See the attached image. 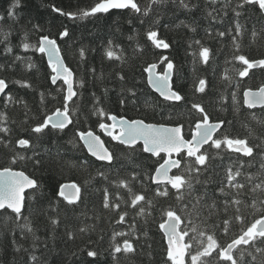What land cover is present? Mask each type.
I'll use <instances>...</instances> for the list:
<instances>
[{
  "label": "trees",
  "instance_id": "16d2710c",
  "mask_svg": "<svg viewBox=\"0 0 264 264\" xmlns=\"http://www.w3.org/2000/svg\"><path fill=\"white\" fill-rule=\"evenodd\" d=\"M97 0H20V5L14 11L17 19L15 21L7 17V9L12 0H0V16L4 17L0 21V40L4 39L2 32H10L8 40L13 46V53L4 52V45L0 44V64L11 62L15 55H20L27 61L29 58L35 64L31 70L25 69V64L16 62L15 69H10L9 81L14 79H27L33 85L30 89H25L19 85L10 83V90L15 98L23 99L30 109V115L38 118L43 117L44 113L40 110L39 92H51L57 95L58 99L53 100L47 97L46 110L50 113L57 107H62L60 101L62 94L55 92L57 87L63 86L62 82L51 85L49 79L50 69L47 67L45 58L40 53L31 50L24 51L19 47L21 39L27 31L29 42L35 43L40 35L49 34L57 39L61 48L62 57L67 66L74 73V79H84L88 82V87L80 89L84 95L76 100L77 105L86 106L91 110L90 94L95 91L98 96L104 97L103 107L113 114L122 115L127 119H144L147 123H163L165 125H183V133L186 139L191 136L190 129L194 126L199 114L191 109V103H200L210 116V119L217 121L224 119L232 121L231 125H226L220 135L227 132L231 136L241 138L248 136V128L253 130V135L249 137L251 143H258L259 138H264V126L251 120L254 113L258 119H264V111L260 109L249 110L243 106L242 92L245 88H256L264 84V69H254L250 71L248 77L241 79L236 76L233 69L240 67L232 61L234 46L231 37L223 39L215 36L217 30L226 31L230 26L232 13L226 10L227 14L221 12L222 20L213 21L207 17V12L212 11L213 7L220 8L224 0H217L216 5H212L209 0H188L190 4L197 5L190 10L179 8L169 3L165 6L164 14L160 16V24L157 28L158 35L170 44L168 49L155 48L147 40L146 30L151 24L153 17L145 18V23L141 25L129 10H111L107 14H97L82 20H72L59 13L53 12V7H58L65 12H77L93 6ZM143 7L147 0H138ZM214 15L216 13H213ZM133 19V24H128L127 20ZM247 20V23L245 21ZM192 25L196 28L195 32L181 25ZM118 22V24H117ZM248 31L239 37L241 44L240 51L248 57L258 59L264 56V34L255 39L251 36V29L255 26L257 32L264 28V18H261L257 11L249 9L245 17L241 19ZM40 25L42 32H36L32 25ZM67 27L72 38L60 40L58 30ZM119 27V31H117ZM205 29H210L213 36H207ZM133 39L129 40L128 37ZM111 38L116 44L120 45L117 54L123 55V60H107L103 57V47L107 40ZM200 40L204 46L209 47L211 60L204 64L199 60V46L193 43ZM139 44V49H137ZM85 46L86 63L79 59L78 49ZM191 45V47H189ZM162 57H168L175 65L172 83L175 90L179 91L184 100L177 103L165 102L152 92L146 83V73L143 68L149 63H157L158 70L163 71L166 64L161 62ZM96 69V75L103 74V81H96L93 85V74L88 71L90 68ZM233 77L231 85L227 87L222 80L225 71ZM125 75L126 79L120 81L116 73ZM3 73H0L2 75ZM205 79L207 87L205 93L196 92L199 79ZM239 83V87L236 84ZM134 87L137 97L129 98L128 103L121 107L117 98L127 93H121V89ZM108 92L105 96L104 89ZM237 92V104L233 106L231 92ZM223 92L225 99L220 100ZM135 100V102H133ZM223 105V107H222ZM26 109L20 104H9L5 107L3 99H0V112L6 113L8 117L7 126L12 130L11 135L0 139L10 141L9 148H4L0 144V165H6L11 158L13 151H19L25 156H31L32 151L18 149L14 141L17 138H28L30 133L26 131L24 125V112ZM73 125H69L63 133L49 135L42 139L33 138L32 143L38 144L35 150L40 153L41 163L34 165L33 161L25 160L18 162L14 168L23 170L25 174L36 179L41 184L42 197L35 201H29L24 215L28 216L34 233L22 232L16 227L14 214L10 211H0V264H171L166 260V245L164 237L159 229L162 221V209L169 206L179 209L182 205L175 200V190L169 198L155 197L156 185L150 180L144 179L143 173H153L159 158H152L142 152L138 145L137 154L134 159L143 165L139 180L133 182L132 187L135 192L146 194L152 200L153 206L146 211L151 213L147 217L136 216L135 212L126 204L121 203L120 210H127L126 222L117 224L118 215L115 212L105 210L102 207L104 190L107 188L113 197L119 193L127 199L126 189H117L114 183L118 177H124L132 170V165L128 164L121 155L124 146L112 142L104 137L98 127L96 116L86 117L83 113L72 117ZM107 122V120H105ZM245 125L248 127L246 128ZM79 131L92 130L98 133L104 141L106 147L113 151L117 156V162L111 166H103L104 162L96 161L91 158L79 142L74 133ZM72 140L73 143H69ZM207 148V147H205ZM214 155L213 169L209 174L213 176V181L208 185L209 191L213 192L219 186L220 181L225 177L226 167L235 160L238 154L228 153L225 149L218 155L216 150H212ZM181 168H183L187 158L180 156ZM247 160V158H243ZM259 169V160L247 171L255 173ZM104 172L108 177L97 175ZM177 169L176 174H179ZM65 182H75L83 195L82 201L78 206L73 207L64 202L59 196H55L53 189L57 191L59 185ZM170 188V187H169ZM196 193L203 191L200 185H196ZM245 199H248L245 197ZM223 197H220L219 215H213L208 223L221 224L224 217ZM210 202V201H209ZM250 203V201H249ZM245 216L251 220L252 211H246ZM181 215H183L181 213ZM207 216V212H204ZM231 213H229V217ZM57 219V225L53 226L49 218ZM200 223L203 217L195 218ZM135 224L136 229L126 238L130 239L135 246L132 254L119 253L113 259L111 247L114 232H130V225ZM187 224V220L185 221ZM89 226L87 232L81 233L80 227ZM181 227H184L182 225ZM240 225L233 221L228 235H224L222 229L217 230L219 242L225 244L230 241L233 234L238 233ZM73 232L74 238L69 239L67 233ZM191 235V233H190ZM38 237L34 239L33 237ZM125 237H117L116 242L122 245ZM188 238L186 237L185 240ZM13 240L16 244L13 245ZM20 251L15 250L16 247ZM86 250H96L99 255L96 258L86 256ZM73 253H76L74 256ZM36 257L33 261L31 257ZM187 264H191L190 257H187Z\"/></svg>",
  "mask_w": 264,
  "mask_h": 264
},
{
  "label": "snow or ice",
  "instance_id": "6c2138e0",
  "mask_svg": "<svg viewBox=\"0 0 264 264\" xmlns=\"http://www.w3.org/2000/svg\"><path fill=\"white\" fill-rule=\"evenodd\" d=\"M212 5H216L217 0H209ZM171 3L174 6L183 9L196 8L197 5L190 4L188 0H147L145 6H141L138 0H97V2L88 9L79 10L77 12H65L61 8L53 7V12L59 13L72 20H82L97 14H107L111 10H129L135 19L143 25L145 18L153 17L151 24L146 30L147 40L155 48L168 49L170 44L158 35L157 28L160 24V16L164 14L165 6ZM20 0H12L7 9V17L13 21L17 19L15 9L19 7ZM257 11L261 18H264V0H224L220 8L213 7L212 11L207 12V17L213 21L222 20L221 12L227 14L226 10H230L232 18L231 26L226 31L217 30L215 36L223 39L226 36L231 37L234 46V54L232 61L240 65L233 69L236 76L241 79L248 77L252 69H264V56L253 59L243 54L239 37H242L248 29L245 24L241 23V19L245 17V13L249 10ZM213 13H216L215 15ZM4 17L0 16V21ZM128 24H133V19L127 20ZM190 31L195 32L196 28L192 25L180 22ZM247 23V20L245 21ZM118 24V22H117ZM32 29L36 32H42L40 25L33 24ZM119 31V27L116 29ZM207 36L212 37L213 32L205 29ZM264 34V28L257 32L255 26L251 29V36L255 39L257 36ZM3 40L0 44L4 45V52L13 53V46L8 37L10 32H2ZM60 40L71 39V33L65 26L62 30H58ZM129 40L133 37L129 36ZM193 43L199 46V60L204 64H208L211 60L210 49L204 46L200 40H194ZM24 51H33L42 54L47 58V67L51 70L49 79L51 85H57L58 81L63 82V86L57 87L55 92L62 94L60 103L62 107H57L54 111L46 110L47 97L51 96L53 100H57L58 96L51 92H39L40 110L44 113L42 119L31 116L30 109L23 99L15 98L10 90L12 85H19L22 88L30 89L32 83L27 79H14L9 81L10 69H15L16 62L25 64L26 70L35 68V64L29 58L15 55L11 62L0 64V99H3L5 107L9 104L23 105L24 125L27 126L26 131L30 133L28 138H17L14 141L18 149L25 151L31 150V156H25L19 151H13L10 160L6 165H0V210L9 211L14 214L16 227L22 232L34 233L31 226L30 218L24 215L27 203L35 201L38 197L43 196L41 184L36 179L25 174L23 170H16L14 166L21 161L31 160L34 165L41 163L40 153L35 149L38 144H33V138L42 139L49 135H56L65 132L69 125H73L72 117L83 113L86 117L96 116L98 118V127L105 135L119 145L124 146L121 152L124 160L132 165V170L124 177H118L114 182L117 189L127 190V199H125L119 191L113 197V194L106 188L103 194L102 207L105 210L115 212L118 215L117 224L126 222L128 216L127 210H120L121 203L131 208L136 216L147 217L151 213L146 211L147 208L153 206L152 200L148 199L146 194L138 193L133 190L132 184L141 177V172L136 169H142L143 165L138 163L134 156L137 154L138 145L142 143V152L150 154L151 157H160L161 153L167 156L176 154L182 158L186 154L187 160L181 168V160L179 159H163V163L157 161V166L153 173H143L144 179L150 180L156 185L154 196L169 198L175 190V200L182 205L179 209L169 206L162 209V221L159 223V229L164 235L167 243L166 260L171 264H185V257H190L191 264H264V138H259L258 143H251L249 137L253 135V130L248 128V136L243 138L239 136H231L227 132L220 135L222 129L226 125H231L232 121L219 119L212 121L205 108L197 102L191 103V109L199 114L194 126L190 129L191 139H186L183 133V125L167 126L163 123H147L144 119H127L122 115L113 114L106 110L102 105L104 97L98 96L95 91L90 94L91 110L83 105H76V100L81 99L83 93L80 89L88 87V82L84 79H74L73 70L65 64L61 55V48L57 39L52 38L49 34L40 35L35 43L29 42V33L25 31L20 45ZM137 44V49H139ZM191 47V45H189ZM120 45L116 44L113 39L109 38L103 47V57L107 60H123V55L117 54ZM88 49L80 46L78 49L79 59L86 63V53ZM161 62L166 64L162 72L157 71V63H149L143 68V72L147 73V85L159 94L165 102H181L184 97L175 90L172 78L174 75L175 65L168 57H162ZM93 74V85L96 81H103V74L96 75V69H88ZM120 81L126 79L125 75L120 72L116 73ZM222 80L226 82V87L232 84L233 77L225 71ZM207 82L201 78L198 81L196 92L205 93ZM239 87V83L236 84ZM108 89H104L105 96ZM121 93H127V96H119L117 102L119 106L124 107L128 103L129 98L137 97L134 87L122 88ZM225 96L223 92L220 100L223 101ZM231 101L233 106L237 104V92H231ZM135 102V100H133ZM243 105L251 110L257 107L264 111V84L260 85L256 90L251 88L243 90ZM223 107V105H222ZM105 120L111 121L106 123ZM251 120L256 121L264 126V119H258L253 113ZM8 117L6 113L0 112V134L3 137L11 135V129L7 126ZM247 128L248 126L245 125ZM79 138V142L83 148L87 150L91 157L96 161L104 162L103 166L111 167L117 162V156L107 147L103 141L92 130L79 131L74 133ZM10 141L0 139V144L4 148H9ZM69 143H73L72 140ZM207 145V148L204 146ZM227 150L228 153L238 154L231 164L225 169V177L220 181L219 186L213 192L209 191L208 185L212 183L213 176L209 173L214 171L212 150H216L218 155L221 151ZM247 158V160L243 159ZM259 160V169L253 173L247 169L254 166ZM173 168L180 169L179 174L170 175ZM97 175L103 176L105 180L108 177L104 172H98ZM170 185V188H169ZM196 185H200L203 191L196 193ZM27 190V191H26ZM54 195L62 197L69 205L78 206V202L82 201L83 195L81 188L76 184H60L58 191L53 189ZM223 197V213L224 217L221 224L208 223L211 217L219 215L220 204L218 200ZM247 197L248 199H245ZM210 201V202H209ZM250 201V203H249ZM251 209L252 217L249 221L245 216V212ZM207 216H204V212ZM181 213L183 215H181ZM229 213L231 216L229 217ZM195 218L203 217L200 223ZM51 225H57L55 218H49ZM187 220V224L185 221ZM233 221L240 225L238 233L233 234L230 241L221 244L218 239L217 230L222 229L224 235H228L231 230ZM184 225V227H181ZM136 229L135 224L130 225V232H114L112 236L111 252L113 259L116 254H132L135 252L134 243L126 238ZM89 226L85 225L79 228L81 233L87 232ZM191 233V235H190ZM69 239L74 238L73 232L67 233ZM117 237H125L122 245L116 242ZM188 238L185 240V238ZM38 239V237H33ZM13 245L16 241L13 240ZM17 252L20 248H15ZM75 256L76 253H73ZM99 253L96 250H86V256L96 258ZM33 261L36 257H31ZM90 264V262H85Z\"/></svg>",
  "mask_w": 264,
  "mask_h": 264
},
{
  "label": "water",
  "instance_id": "95a60500",
  "mask_svg": "<svg viewBox=\"0 0 264 264\" xmlns=\"http://www.w3.org/2000/svg\"><path fill=\"white\" fill-rule=\"evenodd\" d=\"M46 58V57H45ZM47 59V58H46ZM149 87V86H148ZM150 88V87H149ZM151 89V88H150ZM153 92H155L153 89H151ZM158 96H159V94L157 93V92H155ZM160 97V96H159ZM161 98V97H160ZM242 99H243V94H242ZM257 108H259V107H257ZM108 123L110 124L111 123V121H108ZM101 131V130H100ZM102 133H103V135L104 136H106V137H109L110 139H111V137L110 136H107V135H105V133L103 132V131H101ZM97 135V134H96ZM99 136V135H98ZM100 137V136H99ZM100 139H101V137H100ZM191 139V138H190ZM102 140V139H101ZM112 140V139H111ZM113 141V140H112ZM114 143H117V142H115V141H113ZM104 143V142H103ZM105 145V144H104ZM140 145L143 147V145H142V143H140ZM106 147V146H105ZM85 151H86V153L88 154V152H87V150L85 149ZM145 154H147V153H145ZM89 155V154H88ZM148 155H150V154H148ZM161 155H163L164 156V159L165 158H167V159H177V156L178 155H176V154H172V156H167L165 153H161ZM90 156V155H89ZM91 157V156H90ZM91 158H93V159H95L94 157H91ZM100 162V161H99ZM162 163H163V161H162ZM175 169H177V168H173V169H171V171H170V175H172V172L175 170ZM64 184H67V185H71V184H76L75 182H69V183H64ZM77 185V184H76ZM155 185V184H154ZM78 186V185H77ZM27 191V190H26ZM62 198V197H61ZM1 211V210H0ZM10 211V210H9ZM165 243H166V241H165ZM166 245H167V243H166Z\"/></svg>",
  "mask_w": 264,
  "mask_h": 264
}]
</instances>
